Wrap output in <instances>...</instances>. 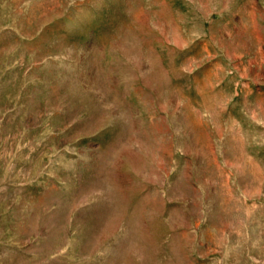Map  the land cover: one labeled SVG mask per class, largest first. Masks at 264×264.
<instances>
[{
    "label": "rangeland",
    "instance_id": "1",
    "mask_svg": "<svg viewBox=\"0 0 264 264\" xmlns=\"http://www.w3.org/2000/svg\"><path fill=\"white\" fill-rule=\"evenodd\" d=\"M0 264H264V0H0Z\"/></svg>",
    "mask_w": 264,
    "mask_h": 264
}]
</instances>
